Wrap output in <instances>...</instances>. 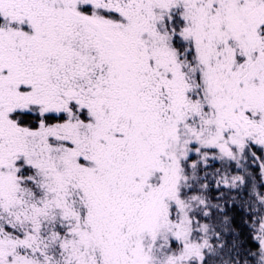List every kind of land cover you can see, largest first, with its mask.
<instances>
[{"label": "snow or ice", "instance_id": "obj_1", "mask_svg": "<svg viewBox=\"0 0 264 264\" xmlns=\"http://www.w3.org/2000/svg\"><path fill=\"white\" fill-rule=\"evenodd\" d=\"M0 264H264V0H0Z\"/></svg>", "mask_w": 264, "mask_h": 264}]
</instances>
